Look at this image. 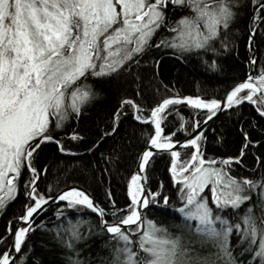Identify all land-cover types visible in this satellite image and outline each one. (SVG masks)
<instances>
[{"label":"snow or ice","instance_id":"6c2138e0","mask_svg":"<svg viewBox=\"0 0 264 264\" xmlns=\"http://www.w3.org/2000/svg\"><path fill=\"white\" fill-rule=\"evenodd\" d=\"M242 20L246 74L183 94L190 64L227 71ZM262 46L264 0H0V264H264ZM126 159L123 201L78 179Z\"/></svg>","mask_w":264,"mask_h":264},{"label":"trees","instance_id":"16d2710c","mask_svg":"<svg viewBox=\"0 0 264 264\" xmlns=\"http://www.w3.org/2000/svg\"><path fill=\"white\" fill-rule=\"evenodd\" d=\"M244 27L245 21L242 20L238 26V32L241 36V42L239 46V55L237 57H230L225 61L227 71L223 74H217L215 76L211 74H205L203 69L198 68L195 63L190 64L185 70L181 71L180 79L176 80L175 85L177 88L183 90V94H196L199 90L200 93L205 94H220L223 89L232 82L235 78H242L246 74V66L243 64V60L247 56V50L243 46L244 39ZM264 50V46H262ZM261 59H264L262 57ZM259 65H257V70H259ZM176 72V69L172 67L171 61L165 58V65L162 69V79L165 83L171 81ZM179 107V106H178ZM180 110L187 115V109L180 107ZM244 119L251 118L249 117L250 106L245 104L244 108ZM174 118V117H173ZM171 123V120L169 121ZM217 125L219 122H216ZM211 127V125L209 126ZM229 141H233L236 138L234 131L229 133ZM111 143V141H109ZM99 157V152L97 153V158ZM166 160L163 157H158L154 163V166L148 173L150 184L155 185L158 181L163 180L165 183V189H170L169 177L165 168ZM135 170L132 159H126L123 163V167L120 169L119 173H113L112 177L104 184L100 183L99 173H97L96 178H89L88 176H79L78 179L84 187L88 188L89 191L100 200L104 199V189L111 185V189L116 196L118 201H123L125 198L123 192V182L124 174L128 170ZM19 201L14 203L8 211V216H10L14 211L19 210ZM55 206H50L47 210V213L50 214L54 211ZM45 218H49L46 214ZM5 221L4 216H0V228L3 227Z\"/></svg>","mask_w":264,"mask_h":264}]
</instances>
